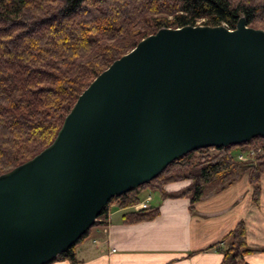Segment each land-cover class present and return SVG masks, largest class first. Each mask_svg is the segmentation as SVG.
<instances>
[{"label": "water", "instance_id": "1", "mask_svg": "<svg viewBox=\"0 0 264 264\" xmlns=\"http://www.w3.org/2000/svg\"><path fill=\"white\" fill-rule=\"evenodd\" d=\"M264 136V30L161 27L80 93L53 141L0 174V264H49L109 200L199 149Z\"/></svg>", "mask_w": 264, "mask_h": 264}, {"label": "trees", "instance_id": "2", "mask_svg": "<svg viewBox=\"0 0 264 264\" xmlns=\"http://www.w3.org/2000/svg\"><path fill=\"white\" fill-rule=\"evenodd\" d=\"M240 16L264 30V0H0V174L49 145L80 93L142 38L161 27L198 22L233 29ZM257 150L253 160L237 159V151ZM263 171L264 136L190 151L149 182L111 198L93 226L57 259L74 261L75 246L94 226L106 225L109 205L133 206L139 190L163 191L167 183L190 180L179 192L164 195L186 196L192 205L247 174L258 204ZM156 213L153 207L139 209L124 219H152ZM215 245H220V264H248L244 257L253 251L243 221Z\"/></svg>", "mask_w": 264, "mask_h": 264}, {"label": "crops", "instance_id": "3", "mask_svg": "<svg viewBox=\"0 0 264 264\" xmlns=\"http://www.w3.org/2000/svg\"><path fill=\"white\" fill-rule=\"evenodd\" d=\"M177 180L163 191L142 189L140 200L151 196L157 209L152 219L127 222L132 206L109 205L106 225L94 226L74 249L75 260L56 259L49 264H220L218 243L239 221L246 227V242L253 251L248 264H264V171L260 174V196L256 204L247 174L218 192L208 193L190 205L186 196L169 197L189 185Z\"/></svg>", "mask_w": 264, "mask_h": 264}, {"label": "rangeland", "instance_id": "4", "mask_svg": "<svg viewBox=\"0 0 264 264\" xmlns=\"http://www.w3.org/2000/svg\"><path fill=\"white\" fill-rule=\"evenodd\" d=\"M201 23H202V22H198L196 25H203V24H201ZM259 149H260V148H259ZM210 150H211L210 152H213L212 149H210ZM257 152H261V150H257L256 152H255V151H253V152L250 151V152H246V153L243 152V151H237L236 156H237V159H238V160H241V161H243L244 159H245V160H251V159L253 160V157H254V155H255ZM241 154L244 156V159H239V158H238V156L241 155ZM189 182H190V180H189ZM213 191H214V190H211L210 193L213 192ZM213 193H214V192H213ZM204 196H206V195H204ZM146 199H148V202H149V201L151 200V196H150V195H147V196L145 197L144 200L146 201ZM144 200H141V201H144ZM135 205H136V204H135ZM131 208H133V210L135 211L134 206H132Z\"/></svg>", "mask_w": 264, "mask_h": 264}, {"label": "built area", "instance_id": "5", "mask_svg": "<svg viewBox=\"0 0 264 264\" xmlns=\"http://www.w3.org/2000/svg\"><path fill=\"white\" fill-rule=\"evenodd\" d=\"M253 152V151H252ZM239 159H244V156L241 154L238 156ZM245 160V159H244ZM149 203H148V199H146V201H141L138 204L134 205L135 209H142V208H149Z\"/></svg>", "mask_w": 264, "mask_h": 264}]
</instances>
